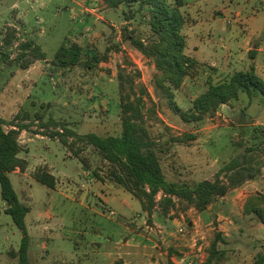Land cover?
I'll return each instance as SVG.
<instances>
[{"label": "rangeland", "instance_id": "rangeland-1", "mask_svg": "<svg viewBox=\"0 0 264 264\" xmlns=\"http://www.w3.org/2000/svg\"><path fill=\"white\" fill-rule=\"evenodd\" d=\"M185 1L187 6L182 11L188 25L182 31L188 39L185 49L192 57L210 62L223 55L230 46L228 28H236L240 32L238 37L254 38L250 46L261 43L263 50L255 57L261 67L255 71L264 80V0ZM128 8L123 4L107 7L102 0H0V50L10 53V61L0 59V116L7 121L26 118L25 122H31L30 129L22 130L18 136L19 154L28 159L25 158L27 178L9 174L20 201L29 207L25 216L30 233L29 264H123L120 245L125 239L135 233L145 240L150 232L161 236L163 228L171 234L169 242L176 243L173 256L177 261L164 257L163 264H201L216 234L222 239L217 248L225 254L211 264L245 263L249 252L264 250V227L257 229L263 224H256L242 211L254 185L246 186L248 183L244 182L230 189L202 214L192 207L182 210L181 205L167 214L156 207L150 221L139 201L125 191L130 215L138 223L123 220L126 218L120 210L123 205L104 200L102 181L106 183V192L111 188L115 195L123 186L108 175L109 165L100 153L91 145L79 142L70 147L57 137L42 134L51 129L40 127L38 120L53 119L78 134L120 135V71L136 76L133 85L136 93L143 88L148 93L143 95L146 124L150 136L159 143L160 162L167 180L193 184L213 179L224 162L242 152L254 158L253 164L256 160L264 162V152L260 150L264 149L261 95L241 92L236 100L219 106L212 116L198 121L182 120L169 107L165 94L154 85L155 67L151 58L125 37L129 34L146 40L150 35L142 13L136 11L129 17ZM130 8L133 11L137 5ZM217 9L222 11L219 16ZM7 33L11 34V43L3 46ZM29 40L39 44L46 57L22 68L14 58L22 50L21 44ZM61 44L66 47L77 44L82 48L74 66H61L56 61L55 52ZM193 46L197 47L194 51ZM247 50V57L252 59L249 52L254 54L255 50L251 47ZM86 52H94L100 61L87 67L85 61L90 55ZM208 62H198L195 75L185 77L175 91L176 102L182 109L190 106L208 82L221 81L240 66L247 70L253 66L227 67L222 61L216 65ZM125 87L128 89V84ZM148 108L153 111H147ZM8 128L4 125L5 130ZM177 137L182 141H176ZM249 148L252 150L245 151ZM77 149L78 155L73 152ZM45 161L54 167L49 168ZM39 168L53 173V187L36 181L34 173ZM5 205L0 197V264L7 261L17 264L14 253L19 248L21 232L5 213ZM35 220L37 226L41 224L46 229L37 236L31 229ZM226 232L229 236L225 243ZM41 239L47 248H41ZM160 240L157 239L158 245ZM155 249L148 254L154 257L159 248Z\"/></svg>", "mask_w": 264, "mask_h": 264}, {"label": "trees", "instance_id": "trees-1", "mask_svg": "<svg viewBox=\"0 0 264 264\" xmlns=\"http://www.w3.org/2000/svg\"><path fill=\"white\" fill-rule=\"evenodd\" d=\"M102 1L107 7H118L120 4L128 6L129 17H132L133 12L136 11L142 13L144 22L150 30L148 38L145 40L129 34L125 37L130 40L134 48L151 58L155 67L154 85L165 94L169 107L178 113L182 120L198 121L212 116L221 104L231 103L241 92H246L248 95L258 93L264 102V80L251 66L248 70L236 71L221 81L208 82L205 89L191 100L190 106L182 109L176 102L175 91L186 76L195 75L198 62L184 51L186 41L182 29L186 20L180 9L181 0H174L173 3L168 0ZM135 4L137 8L133 11L129 10ZM10 43L11 34L7 33L2 45L9 46ZM21 49L14 59L22 68H27L36 60L46 57L41 46L31 40L21 44ZM82 52V48L77 44L69 47L61 44L55 52V59L61 66H74ZM9 54L0 50L1 61H10ZM86 54L90 55L85 61L87 67H91L93 61H100L94 52H86ZM249 54L251 58L254 57L253 52ZM135 77L132 74L118 72L120 135L101 136L95 132L78 134L67 128L64 123L53 119L46 122L38 120L40 127L51 129L42 134L49 138L57 137L62 144H68L70 147L79 142L93 146L108 163V175L139 201L142 210L149 216V221L156 207L164 214L178 205H181L182 210L192 207L201 212L217 197L224 196L230 189L241 186L260 173L264 162L256 160V164H253L254 158L242 152L224 162L213 179H201L193 184L167 180L160 162L159 143L150 136L146 124L144 96L148 93L144 88L140 89V93L133 90ZM125 83L128 84V89ZM148 110L153 111L152 108ZM25 119L20 121L16 118L7 121L0 116V197L6 203L5 213L11 216L21 232L19 248L15 253L11 252L17 256V264H29L27 254L29 235L25 224L29 207L20 201L9 173L15 169L24 171L27 166L25 158L19 156L21 145L18 141L20 132L30 129L31 122L27 123ZM4 125H8L9 128L5 130ZM58 126L60 130L57 129ZM69 137L73 140L69 141ZM175 140L182 141V138L177 137ZM250 150L252 149H245V151ZM260 150L264 152L263 148ZM73 152L78 155L79 151L77 149ZM34 178L47 187L54 186V176L44 168L35 171ZM242 211L245 215H250L256 224H264V192L256 191L248 194ZM220 239L216 234L208 255L201 264H211L224 257V250L217 248ZM242 264H264V250L255 254L251 261Z\"/></svg>", "mask_w": 264, "mask_h": 264}, {"label": "crops", "instance_id": "crops-1", "mask_svg": "<svg viewBox=\"0 0 264 264\" xmlns=\"http://www.w3.org/2000/svg\"><path fill=\"white\" fill-rule=\"evenodd\" d=\"M181 2H182V5L180 6V9L182 11L183 7L187 6V1L181 0ZM217 10L220 11L219 14H217V16H219L222 11L220 9H217ZM182 13H183V11H182ZM199 19L201 20V18H199ZM187 25L188 24L185 23L183 29L186 28ZM239 34H240V32L238 30H236V28L229 27L228 28V38L230 39V46H229L228 50L226 51V53H224L223 55L217 56L216 58L212 59L210 62H208V60L195 59L194 57H192V55L186 49H185V53L188 56L194 58L198 62L207 61L208 63H210L212 65H216L217 62L219 63L220 61H222V62H224V66L228 65L227 67H236L237 64H239V65L248 64V66H250V64H253L254 70H257L258 67H261V64L259 63L258 60L255 59V57L257 55V52L263 50L262 45H261V43H256L257 45L254 44L253 46H250L251 44H249V43L251 41H253L254 38L249 36V35H245L244 37L240 38V37H238ZM186 35L187 34H185V36ZM187 43H188V39L186 36V46H187ZM250 47L252 48V50H255V52H256V53H254L255 55L252 59L247 57V51H248L247 49H249ZM196 48H197L196 46H193V51ZM245 70H247L245 67L240 66V68L236 69L235 71H245ZM186 77H188V76H186ZM221 105H223V104H221ZM20 156L24 157L22 155H20ZM25 158L28 161L27 157H25ZM45 163L47 164V161H45ZM47 166L49 168L54 167V165L51 163L47 164ZM27 169H28V167H26L24 171H20L19 169H15L14 171H12L10 173L18 174V175H20V177L23 176V177L27 178V172H26ZM54 170H56V168H54ZM48 172L50 174H53L50 171V169H48ZM245 182L248 183V185H246V186H250V187H252L253 185L255 186L253 192H256V191L264 192V186L263 185L261 186V184L264 183V166H263V168L261 167L260 175L258 178L256 176V177L249 179ZM105 186H106V183L104 181H102L101 188H103L104 192H105V195H103L105 202L109 204L111 202L113 203V202L117 201L119 203V205H123V207L120 209V210H123V212L125 213V216H126V218H124L123 220L129 219L130 221H136V223H138L137 218L136 217L132 218L133 215H130L131 214L130 213L131 208L129 206V203L125 200V198H126L125 191H127V190H125L124 188H123V190L119 189L118 194L115 195V193L112 191L111 188H108L109 190L106 192ZM96 192H97L98 196H100V195L102 196L101 193H98V191H96ZM121 198H123V200ZM5 208H6V205L4 207V210H5ZM200 213L202 214V212H200ZM116 223L120 226L123 225V222L122 223L116 222ZM37 225H39V224H37V220H35V225L31 226V229H33L35 236H37L38 234L39 235L42 234V232H43L42 230H44V231L46 230L44 227L41 228V224H40V226H37ZM262 227H264V224L258 226L257 229H261ZM163 231H164V233H162L161 236H159L157 233H151L150 232L151 235L149 237H147L146 240L144 238H141V237L138 238L136 233H135V235H132L131 237H129L125 240L123 239L124 241L120 245V247L123 248V252H122L123 264H163V262L161 260L164 257H169L174 263H177L175 257L173 256V253L175 252V249H176L173 246H175L176 243L171 244V242H169V240H168V239H170L169 236L171 234L168 233L165 228H163ZM28 235H29V240H30L29 231H28ZM228 236H229V233H227V232L224 233V239L225 240H223V242H225V243L228 242ZM157 239H161L160 245H158ZM174 239H175V237H174ZM40 241H41L40 242L41 248L42 249L47 248L46 242L42 239ZM28 247H29V245H28ZM156 247L159 248V250H157L158 253L154 257H152V254H148V251L156 250L155 249ZM238 250H239V248H238ZM256 253H257V250H255L253 252H249L247 259L244 262L246 263V262L251 261V259L253 258V256ZM27 254H28V252H27ZM104 254H105V252H102L103 256H104ZM107 255H108V257L110 256L109 253ZM8 263H9V261H7V264Z\"/></svg>", "mask_w": 264, "mask_h": 264}, {"label": "built area", "instance_id": "built-area-1", "mask_svg": "<svg viewBox=\"0 0 264 264\" xmlns=\"http://www.w3.org/2000/svg\"><path fill=\"white\" fill-rule=\"evenodd\" d=\"M111 213H113V211H111Z\"/></svg>", "mask_w": 264, "mask_h": 264}]
</instances>
